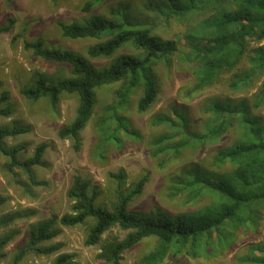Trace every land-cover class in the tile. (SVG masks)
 <instances>
[{"label":"trees","instance_id":"16d2710c","mask_svg":"<svg viewBox=\"0 0 264 264\" xmlns=\"http://www.w3.org/2000/svg\"><path fill=\"white\" fill-rule=\"evenodd\" d=\"M109 0H91L83 11L88 15L78 22L61 23L60 31L69 41L94 40L84 52L59 46H50L42 38L24 39V49L40 60L56 64L54 74L35 72L31 82L20 89L27 100L38 101L48 97L57 104L63 94L77 98L75 117L63 126L58 136L71 140L75 151L82 147L81 134L95 114L96 91L105 86L119 85L113 101L104 108V116L97 125L99 149L106 145L121 147L123 137L139 139L125 115L138 95L137 109L149 111L159 96L156 75L158 65L169 66L172 60L185 53L197 83L188 93L200 91L206 81H215L222 71L234 72L227 82L229 89L241 91L256 87L251 98L209 99L202 108L206 116L201 131L195 129L186 108H173L171 117H160L158 122L179 132L172 144L162 137L153 145L159 147L155 155L173 152L180 155L189 148L199 149L215 142L230 132L238 138L229 146L218 149L210 166L188 165L174 181L176 193H185L187 203L206 200L202 209L191 213L171 215L162 210L137 213L131 203L144 192L148 178H142L132 190H126L124 173L110 174L115 180L116 201L112 208L98 205V188L80 175H75L67 192L70 212L60 219L51 217L30 226L24 244L11 264H19L27 255L51 256L58 254L60 244L47 246L66 228L89 227L85 239L88 247L97 246L112 228L128 232L124 239L109 238L101 247L98 259L103 264H122L123 254L144 239L155 237L161 244L160 254L153 255L145 264H158V258L168 250L172 256L197 259L216 256L231 248L236 233L242 226H257L258 206L264 204V117L255 111L264 106V0H160L150 3L144 12L133 11L126 3L109 7L108 14L93 13L105 7ZM149 12L153 13L151 17ZM179 21L189 32H180L173 39L157 34L160 23ZM16 20L7 19L0 34L10 33ZM185 40L188 52L179 39ZM251 43H255L251 47ZM247 59L249 68L239 70ZM63 69L69 70V77ZM0 118L15 114L8 91H1ZM28 127L19 125L0 127V153L8 159L6 170L20 169L34 187L43 185L34 173V167L44 165L46 144H40L34 155L22 161L25 146L7 147L4 140L27 134ZM123 187V188H122ZM5 200L0 199V206ZM29 212H9L0 217V260L3 250L19 235L11 226L28 218ZM250 261L264 264V243L250 249ZM53 264H76L74 255L59 254Z\"/></svg>","mask_w":264,"mask_h":264},{"label":"rangeland","instance_id":"374dc122","mask_svg":"<svg viewBox=\"0 0 264 264\" xmlns=\"http://www.w3.org/2000/svg\"><path fill=\"white\" fill-rule=\"evenodd\" d=\"M91 0H0V27L5 26L7 19L16 20V25L10 33L0 34V82L1 91H8L15 114L10 118H0V127L19 125L28 127L30 131L17 137L4 140L7 147L25 146L21 160H27L34 155L40 144L48 146L44 155L43 166L34 167V173L42 186L34 187L20 169L9 173L6 169L8 159L0 153V199L5 202L0 206V217L9 212H29V217L18 220L11 228L19 231V235L3 250L0 264H11L19 248L24 244L30 226L51 217L60 219L70 212L71 201L67 192L75 175L89 179L98 188L100 196L98 205L112 208L116 201L115 180L110 174L124 173L126 190H132L144 177L148 182L141 196L131 203V210L137 213H151L156 210L165 211L171 215L191 213L202 209L206 200L187 203L185 193H176L174 181L181 178L182 169L188 165L203 164L210 166L212 157L218 149L231 145L237 138L236 132L204 145L199 149L189 148L180 155L173 152L155 155L159 147L153 145L162 137L170 141L179 139V132L165 123L158 122L160 117H171L173 108H186L193 119L195 129L201 131L205 125L206 116L202 108L211 98L229 97L233 99L251 98L259 84L254 88L241 91L229 89L227 82L232 73L225 72L215 81H206L200 91L188 93L197 83V76L190 68L185 55L177 56L172 63L158 65L156 75L159 85V96L152 108L144 113L137 109L138 95L133 99L125 114L131 122L132 129L139 139L123 137V145L116 147L106 145L99 149V134L97 125L104 116V108L113 101L114 92L119 85L105 86L96 91L97 105L95 114L81 134L82 147L75 151L71 140H62L59 130L68 125L75 117L77 98L74 95L63 94L57 104L48 97L38 101L27 100L20 93L23 86L31 82L35 72L56 73L60 66L33 56L24 49V39L42 38L50 46H59L76 52H84L95 43L94 40L69 41L62 37L61 23L78 22L88 14L83 11ZM160 0H109L105 7L94 9L93 13L103 15L109 12V7L126 3L133 11L144 12L150 3ZM150 16L152 12L148 11ZM186 24L179 21L160 23L157 34L165 39H173L180 32H189ZM183 49L188 52L185 40L179 39ZM255 43H251L253 47ZM264 60V58H263ZM249 68L247 59L239 70ZM63 74L69 77V70L63 69ZM264 117V106L255 111ZM122 187V188H123ZM258 225L242 226L236 233L231 248L216 256L208 255L197 259L184 256L174 257L168 250L158 258V264H253L250 261L251 247L264 243V204L258 206ZM94 223L90 220L86 226L66 228L57 224L59 236L47 246L60 244L58 254L43 256L27 255L19 264H53L59 254L74 255L76 264H103L98 255L101 247L109 238L124 239L128 232L112 228L97 246L88 247L85 239L89 227ZM161 242L150 237L144 239L132 250L123 254L122 264H145L147 260L160 252Z\"/></svg>","mask_w":264,"mask_h":264}]
</instances>
